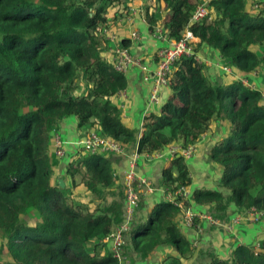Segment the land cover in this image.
I'll list each match as a JSON object with an SVG mask.
<instances>
[{"label":"trees","instance_id":"1","mask_svg":"<svg viewBox=\"0 0 264 264\" xmlns=\"http://www.w3.org/2000/svg\"><path fill=\"white\" fill-rule=\"evenodd\" d=\"M132 0H0V264H116L103 240L120 223L122 199L108 203L115 186L111 161L84 149L66 165L54 153L58 126L74 118L86 135L97 133L133 148L140 156L172 146H196L226 123V134L207 152L220 170L218 187L195 189L191 202L209 208L217 222L234 206L255 208L264 216V101L260 90L239 79L211 81L194 56L178 59L168 77L170 96L158 114L144 117L142 133L122 123L112 99L127 88L126 78L106 58L110 45L103 27L128 14ZM144 9L149 32L161 27L179 40L188 27L220 65L243 75L264 70V10L254 13L249 0H150ZM204 3L207 17L190 18ZM110 15H112L110 17ZM128 39L121 42L128 47ZM64 183L60 187L59 181ZM82 186L84 203L75 194ZM192 186L185 159H167L160 188L170 192ZM187 208L160 201L144 221L126 234L125 252L140 259L159 247L168 254L161 264H264V239L238 245L227 260L197 251L182 235L178 216ZM32 219L33 223H30ZM7 255V260L2 255ZM207 259L202 261V255Z\"/></svg>","mask_w":264,"mask_h":264},{"label":"crops","instance_id":"2","mask_svg":"<svg viewBox=\"0 0 264 264\" xmlns=\"http://www.w3.org/2000/svg\"><path fill=\"white\" fill-rule=\"evenodd\" d=\"M259 1L261 2V7H264V0ZM112 25L113 30L120 41L119 45H121L123 40L128 39L129 44L126 48L129 50L131 55L134 58L141 59L148 67L150 73H153L156 69L157 63L156 53L158 49H160L163 42L149 32V28L145 20L140 16H136L132 23H127L125 20H119ZM133 32L139 33L138 39L130 38V35ZM109 45L111 48V43H109ZM110 48L106 53L108 61H112ZM196 56L197 59L205 65L206 63L210 65V62L215 63L216 54L204 46H202V48L196 53ZM216 64V68L218 69L213 66L207 70L211 81L228 83L235 79H239L240 81L247 79L245 81H247L249 87L260 90L262 94H264V70L253 76H246L238 73L232 68L228 71L224 70L220 65L219 59H217ZM123 75L126 78L127 88L125 91L115 96L112 99V102L121 109L122 123L128 128L138 131V137L140 138L143 131L142 125L144 117L150 113H159L160 108L170 96V90L168 88H161L159 92V102L151 103L149 97L152 84L151 82L146 83L143 81L145 73L138 67H134ZM249 81L256 87L250 85ZM226 132V123H221V126L219 123L214 124L212 132L203 136L201 141L195 146L194 154L190 158L185 159L192 178V186L188 189L191 194L195 189L220 190L224 194L227 193L225 190L218 187L220 170L216 165L207 161L208 150L221 137H223ZM56 133L60 134L62 138L66 140L67 145L65 147L64 157L60 160L59 165L56 168L55 179L64 175L66 165L81 149V142L87 136V133L82 134L78 131L77 123L74 118L62 122L56 129ZM164 153L167 155L168 149H165ZM133 155V148L126 150L123 155H105L111 161L115 181V186L111 190L112 194L107 198L108 203L120 198L119 194L123 190L124 174L131 166ZM168 158L169 157H167V159ZM166 161L167 160L165 159H156L147 162L142 157L137 158V165L135 168L137 177L150 182L155 190L152 194L142 197L132 226L134 223L136 224L140 221H144L147 214L156 203L165 201L164 193L160 188V180L161 171ZM74 192L79 197H81V195H86L84 188L81 186L77 187ZM190 204L194 212L211 215L209 208L196 207L195 204H192V202ZM239 213L240 211L238 209L231 206L229 209V216L226 221L223 222L231 223V220ZM183 214L184 212L178 216L176 221L182 235L186 238L192 248H195L197 251H201L203 253H207L212 250L221 260H227L232 249L238 245L254 247L264 239V219L260 220L258 223H239L237 225H233L231 231H226L223 224L214 226L208 221L200 219L197 221L196 225L200 226L203 231L199 232L194 227L184 226L182 222ZM105 249H107V247ZM125 253L129 264H161V261L168 254V248L159 247L150 257L145 259H140L139 256L133 252ZM205 259H207V257L203 254L202 260L205 261Z\"/></svg>","mask_w":264,"mask_h":264},{"label":"built area","instance_id":"3","mask_svg":"<svg viewBox=\"0 0 264 264\" xmlns=\"http://www.w3.org/2000/svg\"><path fill=\"white\" fill-rule=\"evenodd\" d=\"M252 8H257L255 0H249ZM130 16L121 18L120 21L125 20L127 23H132L134 17L136 16V9H130ZM208 11L206 4H199L196 9L193 11L190 18V25H193L199 21L204 20L207 17ZM102 34L105 39L111 43V55H112V64L116 72L120 74H125L128 70L134 67H138L142 70L145 75L143 76V81L146 83L151 82L152 87L150 89L149 100L151 103L159 102V92L161 88H167L168 77L171 74L172 67L174 63L180 59L182 56H194L197 59L196 53H194L193 45L198 42V39L192 34L191 30L187 27L179 40L168 39L162 32L161 27L155 28L154 34L155 37L161 40L162 45L156 53V69L153 73H150L148 67L142 62L139 58H134L129 50L126 47L119 45L120 41L118 36L113 30V25L109 22L102 29ZM131 39H138L139 33L133 32L130 35ZM199 61V60H198ZM224 70H229L224 68ZM241 83L245 86H248L247 81L242 80ZM263 101H264V94ZM64 140H61L57 135L53 140L54 153L61 157L65 152ZM81 147L86 152L91 154H104V155H123L126 150L125 147L116 141L109 138H102L97 133H90L86 138L81 142ZM195 152V146L188 147L187 149H181L179 146L175 145L168 148V154L166 155L164 151L162 153H156L153 155H138L134 151L133 161L129 170L125 172L123 178V192L124 197L122 200V214L121 221L113 227L112 232L106 236L103 240V244L107 247L112 258L116 261V264H129L126 253L124 250L126 234L131 229L132 224L135 219L136 211L139 207L142 197L154 192V187L145 179L137 177L135 173V168L137 165V158L142 157L147 162L156 159H165L171 157L175 154L182 156L184 159L190 158ZM164 198L166 202L174 203L180 207H183V204L187 205V208L183 210L184 214L182 217V222L186 227H194L197 231L202 232V228L196 225L197 221L204 219L208 221L211 225L217 226L223 224L226 231H231L233 225H237L241 222L244 223H258L260 220L264 219V216L256 211L255 208H251L244 212L237 214L232 220L231 223L217 222L211 215L200 214L194 212L191 208V196L192 194L184 187H179L173 191L165 192ZM182 214V213H181ZM238 217V218H237ZM258 245L255 246L257 248Z\"/></svg>","mask_w":264,"mask_h":264},{"label":"rangeland","instance_id":"4","mask_svg":"<svg viewBox=\"0 0 264 264\" xmlns=\"http://www.w3.org/2000/svg\"><path fill=\"white\" fill-rule=\"evenodd\" d=\"M255 2H256V5H257V8H255V9H253L252 8V4H251V6L249 7L250 8V10H252L254 13H256V12H259L260 10H264V7H261V2L259 1V0H255ZM150 0H132V2H131V7L128 9V14L126 13V15L124 16V17H128V16H130V14H131V12H130V9L131 8H134V9H136V11H137V13H136V16H140L142 19H144L145 20V17H144V9L148 6V5H150ZM112 15H110V17H111ZM135 16V17H136ZM123 16H119L118 17V19L120 20L121 18H122ZM134 17V18H135ZM118 20V21H119ZM198 42H199V40H198ZM196 44V43H195ZM214 58V57H213ZM217 63V59L215 58V63L214 62H210V65H208L207 63H206V66H207V69H206V71L208 70V68H212L213 66H215V68H216V64ZM216 64V65H215ZM216 69H218V68H216ZM228 69H230V68H228ZM207 74H208V72H207ZM241 74V73H240ZM209 75V74H208ZM253 76V75H252ZM243 80H247V79H243ZM248 84V83H247ZM249 84L250 85H252L253 87H256L253 83H251L250 81H249ZM64 142V145H67V142H66V140H64L63 141ZM53 145V144H52ZM81 149H82V147H81ZM82 187V186H81ZM84 194V193H83ZM80 198V197H79ZM81 199H82V201L84 202V203H88L89 202V198L88 199H85L83 196L81 197ZM238 218V217H237ZM30 223H33V221H32V219H30V221H29ZM241 223H244V222H241ZM249 223V222H248ZM247 223V224H248ZM250 224V223H249ZM127 238V237H126ZM255 247V246H254ZM2 257V259L3 260H7V255L6 254H4V255H2L1 256ZM206 260V259H205ZM202 261H204V260H202Z\"/></svg>","mask_w":264,"mask_h":264},{"label":"water","instance_id":"5","mask_svg":"<svg viewBox=\"0 0 264 264\" xmlns=\"http://www.w3.org/2000/svg\"><path fill=\"white\" fill-rule=\"evenodd\" d=\"M59 184H60V187H63L64 186V183L62 180L59 181Z\"/></svg>","mask_w":264,"mask_h":264}]
</instances>
